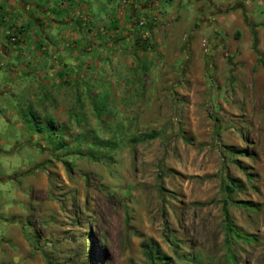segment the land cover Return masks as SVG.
<instances>
[{"label":"rangeland","instance_id":"374dc122","mask_svg":"<svg viewBox=\"0 0 264 264\" xmlns=\"http://www.w3.org/2000/svg\"><path fill=\"white\" fill-rule=\"evenodd\" d=\"M245 29L129 56L55 133L31 124L25 139L0 98V264H264V54ZM227 176L242 190L225 193Z\"/></svg>","mask_w":264,"mask_h":264},{"label":"crops","instance_id":"0c3cea01","mask_svg":"<svg viewBox=\"0 0 264 264\" xmlns=\"http://www.w3.org/2000/svg\"><path fill=\"white\" fill-rule=\"evenodd\" d=\"M164 2L168 7L161 14ZM184 23L198 27L190 41L192 52L204 50L207 41L225 43L234 25L246 27L247 49L253 51L250 24L256 50L264 54V0H187V6L182 0H0L3 117L17 119L25 139L29 133L37 138L27 128L31 124L67 125L73 106L91 108L100 78L106 83L115 69L126 70L129 56L141 64L154 52L164 53L166 60L178 57L188 34L178 31ZM236 32L231 43L241 52ZM21 245L26 247L23 240Z\"/></svg>","mask_w":264,"mask_h":264},{"label":"trees","instance_id":"16d2710c","mask_svg":"<svg viewBox=\"0 0 264 264\" xmlns=\"http://www.w3.org/2000/svg\"><path fill=\"white\" fill-rule=\"evenodd\" d=\"M248 27L250 29L251 36H252V49L255 52H257L256 48L258 45V40H257L255 29L250 24H248ZM192 35H193V32L184 42V48H186L187 45L189 44ZM234 153L237 154V152H234ZM222 187H223L222 188L223 191L227 193L228 195L234 194L235 192L242 190V186L238 184V181L236 179L229 178V176L226 177V181L223 183ZM224 229H225L226 234H228V236L239 237V234L237 233V229L231 217L228 214V210L226 206H224ZM142 248H143V254L145 258L151 263H156L158 260V257H157L158 250H154L153 247L147 243H143Z\"/></svg>","mask_w":264,"mask_h":264},{"label":"built area","instance_id":"2783aa9c","mask_svg":"<svg viewBox=\"0 0 264 264\" xmlns=\"http://www.w3.org/2000/svg\"><path fill=\"white\" fill-rule=\"evenodd\" d=\"M11 40H12V41H15V36H12Z\"/></svg>","mask_w":264,"mask_h":264}]
</instances>
